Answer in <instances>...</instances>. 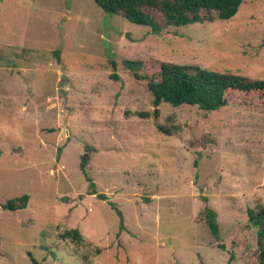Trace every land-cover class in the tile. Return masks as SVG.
Wrapping results in <instances>:
<instances>
[{"label":"rangeland","instance_id":"374dc122","mask_svg":"<svg viewBox=\"0 0 264 264\" xmlns=\"http://www.w3.org/2000/svg\"><path fill=\"white\" fill-rule=\"evenodd\" d=\"M126 59L264 79V0L159 34L93 0H0V264H257L264 112L154 108ZM22 195L25 209H2ZM68 229L84 241L60 239Z\"/></svg>","mask_w":264,"mask_h":264},{"label":"trees","instance_id":"16d2710c","mask_svg":"<svg viewBox=\"0 0 264 264\" xmlns=\"http://www.w3.org/2000/svg\"><path fill=\"white\" fill-rule=\"evenodd\" d=\"M93 2L106 14L120 16L127 21L147 26L154 34L170 27H181L190 24L227 21L233 18L244 0H93ZM158 15L161 20L156 19ZM59 61V50L54 51ZM114 71L117 63L108 61ZM122 69L131 74L137 82H144L152 98V106L157 108L165 103L171 107L183 105L195 106L206 112L216 111L229 104H241L248 107H258L264 112V79H252L243 75L230 72H217L197 65L157 62V69L147 73L149 64L141 60H122ZM113 80H118L116 74L110 75ZM158 110L155 109L153 117L156 118ZM139 116L147 117V113ZM158 129L165 134L169 131L163 127ZM88 156H81L80 171L85 180L90 182L85 170ZM90 194H97L93 184L89 185ZM104 198V197H102ZM29 197L22 195L2 204V209L15 212L25 209ZM120 221L121 213L116 209ZM250 225L256 231L257 264H264V206H257L247 212ZM202 219L213 237H217L218 227L215 212L205 207ZM59 238L70 240L74 244L84 241L77 229H68L60 233ZM98 253V252H97ZM0 255H3L0 250ZM33 264H39L29 255Z\"/></svg>","mask_w":264,"mask_h":264}]
</instances>
